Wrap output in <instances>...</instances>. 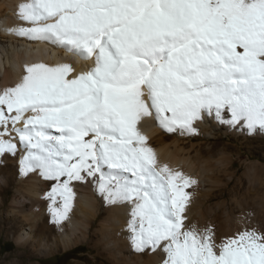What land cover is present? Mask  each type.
Segmentation results:
<instances>
[{"label":"snow or ice","instance_id":"6c2138e0","mask_svg":"<svg viewBox=\"0 0 264 264\" xmlns=\"http://www.w3.org/2000/svg\"><path fill=\"white\" fill-rule=\"evenodd\" d=\"M16 15L29 25L16 35L93 61L80 72L25 65L0 90V156L16 155V139L19 174L49 182L50 223L68 219L75 185L90 182L106 205L127 207L137 253L160 252L161 264H264V231L217 240L213 227L186 223L196 181L159 164L138 128L151 117L193 135L209 116L264 132V0H28Z\"/></svg>","mask_w":264,"mask_h":264},{"label":"bare ground","instance_id":"6f19581e","mask_svg":"<svg viewBox=\"0 0 264 264\" xmlns=\"http://www.w3.org/2000/svg\"><path fill=\"white\" fill-rule=\"evenodd\" d=\"M21 2L28 0H0V90L19 82L24 66L32 63H68L76 72L92 67V60H82L51 42L16 35L15 29L29 26L16 15V6ZM195 127L196 134L181 135L162 130L151 117L144 118L138 125L159 164H166L196 181L187 189L190 198L186 223H194L201 229L213 227L217 240L246 227L264 231V182L262 174H257L255 169L258 163L248 164L249 169L244 173L246 184L235 188L231 155L227 147L218 144L224 137L264 140V132L257 130L248 135L219 124L209 116L198 121ZM202 141H209L211 147H206ZM13 142L18 145L16 155L0 156V232L8 231L19 248H27L40 259L73 249L78 253L76 248L86 244L97 250L107 264H161L160 252L140 254L132 249L126 224L127 207L106 205L90 182L75 185L76 196L68 219L59 225L50 223L48 201L44 199L49 182L37 172L26 177L19 174L18 161L23 153L19 151L18 141ZM260 168L263 170L264 166ZM9 189L13 190L10 197L7 196ZM225 192L227 198L223 197ZM234 192H241L243 196H236ZM97 263L94 258L92 264Z\"/></svg>","mask_w":264,"mask_h":264},{"label":"rangeland","instance_id":"374dc122","mask_svg":"<svg viewBox=\"0 0 264 264\" xmlns=\"http://www.w3.org/2000/svg\"><path fill=\"white\" fill-rule=\"evenodd\" d=\"M201 143L206 147H211V143L209 141H202ZM218 144L219 147H227L231 155L233 163L232 171L234 172L232 185L235 186V188H237L239 185L243 186L246 184V176L244 173L249 169L248 164L251 162L258 163V168L255 169L257 174H262L261 177L264 182V169L262 170V168H260L261 166H264L263 139L256 137H248L245 139L241 137H224L222 141H218ZM12 193L13 190L9 189L7 196L10 197ZM218 194L220 196L221 193ZM236 196L240 197L243 195L241 192H237ZM223 197L227 198L226 192L224 193ZM74 250L75 249L66 252H58V255L55 254L54 256L40 257L39 259L38 257H34L32 254H30L27 248H19L18 243L14 241V238H12V235L8 231L3 229L0 232V264H19V260H22L24 263L28 264L35 263L36 261H39L40 264H87L89 260L90 263L88 264H92L94 262V258L97 260V264H107L104 258L99 255L97 250L89 248V246L86 244H82L81 247L76 248V252L78 253H74ZM146 252L149 253V251L142 253ZM81 257L84 261L81 260Z\"/></svg>","mask_w":264,"mask_h":264}]
</instances>
